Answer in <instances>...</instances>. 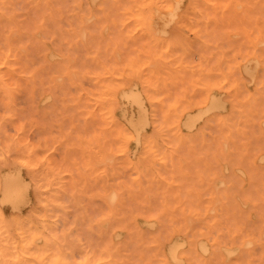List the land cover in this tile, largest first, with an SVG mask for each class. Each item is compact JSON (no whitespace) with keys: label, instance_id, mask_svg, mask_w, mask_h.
<instances>
[{"label":"rangeland","instance_id":"1","mask_svg":"<svg viewBox=\"0 0 264 264\" xmlns=\"http://www.w3.org/2000/svg\"><path fill=\"white\" fill-rule=\"evenodd\" d=\"M92 1L0 0V198L23 190L6 228L69 264H264V0Z\"/></svg>","mask_w":264,"mask_h":264},{"label":"bare ground","instance_id":"2","mask_svg":"<svg viewBox=\"0 0 264 264\" xmlns=\"http://www.w3.org/2000/svg\"><path fill=\"white\" fill-rule=\"evenodd\" d=\"M94 1V0H93ZM92 1V2H93ZM106 1V0H105ZM105 1H103V2H105ZM110 2V0H107L106 2ZM128 1V0H127ZM136 1H138V0H136ZM147 1V0H146ZM145 1V2H146ZM151 1V0H150ZM216 1V0H215ZM233 1V0H232ZM231 1V2H232ZM240 1V0H239ZM249 1V0H248ZM251 1V0H250ZM30 2V1H29ZM54 2V1H53ZM121 2V1H120ZM132 1H130L129 3H131ZM179 2L180 1H177L175 4H173V5H170V6H167V11H168V13L170 14V16L168 17V18H164L165 19V21L164 20H161V21H163V23L164 24H167L168 25V21H170V20H172V19H174V17L177 15V9H178V7H179ZM216 2H219V1H216ZM235 2V0L232 2V3H234ZM241 2H242V0H241ZM141 3V2H140ZM24 4H26V3H24ZM54 4V3H53ZM101 4H104V3H101ZM106 4V3H105ZM105 4L103 5V7L105 6ZM138 4V3H137ZM220 4V3H219ZM114 5H116V4H114ZM201 5V4H200ZM240 5V4H239ZM257 5V4H256ZM255 5V6H256ZM26 6V5H25ZM254 5H253V8L255 7ZM42 7V6H41ZM111 7V6H110ZM109 7V8H110ZM136 7V9H135V12L133 13V16H134V18L136 19V20H139V21H142V22H146V23H148L149 25L152 23L154 26H155V22H157V21H159V19L161 18V16H162V14L160 15V14H158L157 13V11L153 8V7H151V8H149V10L147 11V12H144V11H142V9L143 8H141L140 7V5H137V6H135ZM201 7V6H200ZM231 7V6H230ZM229 7V8H230ZM241 7H243V6H241ZM258 7V6H257ZM75 8V7H74ZM73 8V9H74ZM108 8V7H107ZM141 8V9H140ZM202 8V7H201ZM234 8H235V6H234ZM238 8V7H237ZM14 9H16V7L14 8ZM32 9V8H31ZM72 9V10H73ZM103 9V8H102ZM231 9V8H230ZM239 9V8H238ZM237 9V10H238ZM116 10V9H115ZM114 10V11H115ZM236 10V11H237ZM260 10V12H258V14H261L262 15V13H261V11H262V8L261 9H259ZM54 11V10H53ZM71 11V10H70ZM83 11V10H82ZM112 11V10H111ZM146 11V10H145ZM243 11H246L245 9L244 10H242L241 12H243ZM256 11V7H255V9L251 12V14L253 15L254 13L253 12H255ZM84 12H85V9H84ZM88 12V11H87ZM133 12V11H132ZM241 12L240 13H238L239 15L241 14ZM248 12V11H247ZM59 13V12H58ZM86 13V12H85ZM107 13H109L108 11H107ZM207 13H209V12H207ZM244 13V12H243ZM257 12H255V14H256ZM112 14V13H111ZM111 14H109V15H111ZM203 14H204V12H203ZM202 14V15H203ZM224 14H225V11H224ZM237 14V15H238ZM247 17H248V15H247V13H244ZM250 14V17L249 18H252L251 15ZM114 14H112V16H113ZM216 15V14H215ZM223 15V14H222ZM233 15V14H232ZM236 15V16H237ZM239 15H238V17H239ZM244 15V16H245ZM260 15V16H261ZM18 16V15H17ZM92 16V15H91ZM90 16V17H91ZM117 16V15H116ZM120 16V15H119ZM219 16V15H218ZM224 16V15H223ZM246 16H245V18H243V20L244 19H246V21H247V18H246ZM255 16V15H254ZM35 17H37L36 15H35ZM114 17V16H113ZM163 17V16H162ZM216 17H217V15H216ZM230 17H232V16H230ZM53 18H55L54 16H53ZM92 18V17H91ZM118 18V17H117ZM218 18V17H217ZM219 18H220V16H219ZM224 18V17H223ZM260 18V17H259ZM200 19V18H199ZM199 19H198V21H199ZM227 19V18H226ZM31 20V19H30ZM77 20V19H76ZM103 20V19H102ZM115 20V19H114ZM229 20V19H228ZM233 20V19H232ZM232 20H230L229 21V24H230V22L232 21ZM242 20V19H241ZM242 20V21H243ZM254 20V19H253ZM252 19H250L249 20V23H250V25L251 26H248L249 25V23H248V21H247V25L245 24V22H244V26H246L247 28L248 27H253L252 26V21H253ZM259 20V19H258ZM261 20V19H260ZM84 21V20H83ZM223 21H224V19H223ZM222 20H220V23L221 22H223ZM226 21V20H225ZM241 21V22H242ZM36 22H38V21H36ZM62 22V21H61ZM106 22V21H105ZM194 22V21H193ZM10 23V22H9ZM73 23V22H72ZM101 23V22H100ZM179 23V22H178ZM184 23V22H183ZM195 23V22H194ZM193 23V24H194ZM219 23V24H220ZM238 23V22H237ZM252 23V24H251ZM259 23V22H258ZM256 24V25H259V24ZM262 23V22H261ZM75 24V23H74ZM84 24V23H83ZM163 24V25H164ZM223 24H224V22H223ZM225 24H226V22H225ZM224 24V25H225ZM228 24V25H229ZM63 25V24H62ZM64 25H65V23H64ZM63 25V26H64ZM195 25H196V23H195ZM199 25V24H198ZM227 25V26H228ZM66 26V25H65ZM77 26V25H76ZM166 26V25H165ZM164 26V27H165ZM227 26H225V27H227ZM234 26H235V24H234ZM238 26V25H237ZM236 26V27H237ZM77 27H79V26H77ZM89 27V26H88ZM92 27V26H91ZM119 26H117V28H118ZM208 27H210L209 25H208ZM213 27V26H212ZM215 28L217 27V26H214ZM220 27H222V26H220ZM224 27V28H225ZM235 27V28H236ZM239 27L240 26H238V33L241 31V30H239ZM258 27H260V25L258 26ZM262 27V26H261ZM3 28V27H2ZM99 28V27H98ZM146 28H147V26H146ZM211 28V27H210ZM228 28V27H227ZM230 28V30L231 29H233L232 27H229ZM254 28V27H253ZM32 29V28H31ZM31 29H29V30H31ZM95 28L94 27H92V30H94ZM113 29V28H112ZM203 29V28H202ZM212 29V28H211ZM217 29H219V27L217 28ZM217 29H214L215 31L217 30ZM222 28H220V30H221ZM41 30V29H40ZM79 30H83L81 27H80V29ZM78 30V31H79ZM97 29H95V31H96ZM114 30V29H113ZM124 30V29H123ZM148 30H149V28H148ZM213 30V29H212ZM213 30V31H214ZM220 30L218 31V32H220ZM234 30V29H233ZM254 30V29H253ZM251 31V33H254V31ZM53 31V30H52ZM115 31V30H114ZM114 31H111V32H113L114 33ZM121 31V30H120ZM131 31V30H130ZM159 31L161 32V30L159 29ZM214 31V32H215ZM7 32V31H6ZM102 32V31H101ZM218 32H215V34H216V36L214 37V38H216L217 37V35H218ZM256 32V31H255ZM3 33V32H2ZM51 33H53V32H51ZM122 33H123V31H122ZM163 33V31L161 32V34ZM13 34V33H12ZM81 34H82V32H81ZM110 34H112V33H110ZM154 34V33H153ZM163 34H165V31H164V33ZM229 34V33H228ZM227 34V35H228ZM242 33H239V35H241ZM51 35V34H50ZM80 35V34H79ZM148 35V34H147ZM166 35V34H165ZM11 36H13V35H11ZM41 36V35H40ZM71 36V35H70ZM205 36V35H204ZM219 36V35H218ZM230 35H228V37H229ZM252 37H253V35H251ZM82 37V36H81ZM95 37V36H94ZM150 37V36H149ZM174 37V36H173ZM239 37H241V36H239ZM47 38V37H46ZM74 37H72V39H73ZM88 38V37H87ZM211 38V37H210ZM219 38V40L221 39L220 37H218ZM231 39H233L232 37H231ZM240 39V38H239ZM238 39V40H239ZM244 39H245V37H244ZM247 39V38H246ZM264 39V38H263ZM81 40H82V38H81ZM144 40V39H143ZM224 40V39H223ZM30 41V40H29ZM83 41V40H82ZM90 41V40H89ZM221 41V40H220ZM258 42L260 41L259 39L257 40ZM256 41V42H257ZM72 42V41H71ZM102 42H104V41H102ZM222 42V41H221ZM232 42V41H231ZM63 43V42H62ZM83 43H84V41H83ZM91 43V42H90ZM89 43V44H90ZM135 44V43H134ZM224 44V43H223ZM226 44H227V42H226ZM229 44V43H228ZM72 45V44H71ZM77 45H78V42H77ZM80 45V44H79ZM29 46V45H28ZM91 46V45H90ZM95 46V45H94ZM139 46V45H138ZM147 46V45H146ZM229 46V45H228ZM58 47V46H57ZM224 47H225V44H224V46H223V49H224ZM35 48H37V47H35ZM145 48V47H144ZM213 48V47H212ZM62 49V48H61ZM100 49V48H99ZM209 49V48H208ZM230 49V48H229ZM229 49L227 48V50H228V52L227 53H229ZM240 49V48H239ZM65 50V49H64ZM73 50H75V49H73ZM25 51V50H24ZM62 51V50H61ZM78 51V50H77ZM201 51V50H200ZM231 51H232V49H231ZM260 51V50H259ZM63 52V51H62ZM71 52H73V51H71ZM101 52V51H100ZM116 52V51H115ZM144 52V51H143ZM66 53V52H65ZM75 53V52H74ZM73 53V54H74ZM93 53V52H92ZM213 53V52H212ZM227 53H225V54H227ZM83 54V53H82ZM78 55V54H77ZM194 55H196V54H194ZM63 56V55H62ZM140 56V55H139ZM197 56V55H196ZM227 56H229V55H226V57ZM239 56V55H238ZM244 56V55H243ZM48 57V56H47ZM76 57H79V56H76ZM75 57V58H76ZM100 57V56H99ZM198 57V56H197ZM197 57H195V58H197ZM236 57V56H235ZM241 57V56H240ZM1 58V57H0ZM80 58V57H79ZM242 58V57H241ZM142 59V58H141ZM189 59V58H188ZM1 60V59H0ZM3 60V59H2ZM1 60V61H2ZM77 60V59H76ZM75 60V63H77V61ZM83 60V59H82ZM89 59H87V61H88ZM144 60V59H143ZM231 60V59H230ZM27 61V60H26ZM94 61V60H93ZM30 62V61H29ZM40 62V61H39ZM145 62V61H144ZM232 62V61H231ZM86 63V62H85ZM94 63V62H93ZM102 63V62H101ZM111 63V62H110ZM224 63V62H223ZM21 64V63H20ZM91 64V63H90ZM106 64V63H105ZM56 65V64H55ZM78 65V64H77ZM89 65V64H88ZM75 66V65H74ZM80 66V65H79ZM90 66V65H89ZM216 66V65H215ZM229 66H230V62H229ZM76 67V66H75ZM225 67V66H224ZM231 67V66H230ZM189 68V67H188ZM53 69V68H52ZM92 69V68H91ZM114 69V68H113ZM211 69H213V68H211ZM44 70V69H43ZM110 70H111V68H110ZM83 71V70H82ZM196 72V71H195ZM235 72V71H234ZM76 73V72H75ZM83 74V73H82ZM73 76H74V74H72ZM249 77V76H248ZM220 78V77H219ZM73 79H74V77H73ZM106 79V78H105ZM75 80V79H74ZM218 80V79H217ZM79 81V80H78ZM106 81H108V80H106ZM112 81V80H111ZM211 81H212V79H211ZM220 81H221V79H220ZM47 82V81H46ZM238 82V81H237ZM36 83V82H35ZM213 83H217L216 81H214L213 80ZM38 84V83H37ZM66 84H67V82H66ZM107 84V83H106ZM109 84V83H108ZM211 84V83H210ZM41 85V84H40ZM113 85V84H112ZM218 85V84H217ZM114 86H115V84H114ZM100 87V86H99ZM66 88V87H65ZM99 89V88H98ZM212 91V90H211ZM44 92H45V90H44ZM47 92V91H46ZM89 92V91H88ZM61 93V92H60ZM172 94V93H171ZM37 95V94H36ZM91 95V94H90ZM91 96H93V95H91ZM97 96V95H96ZM83 97V96H82ZM189 97V96H188ZM37 98V97H36ZM36 98H34V99H36ZM190 98H191V95H190ZM234 98V97H233ZM132 99V98H131ZM134 102H136V103H139V101H138V98H134V99H132ZM69 101V100H68ZM88 101V100H87ZM127 101H128V99H127ZM234 101V100H233ZM98 102H100V101H98ZM123 103V102H122ZM219 100L215 97V94L213 93V92H209V91H207L206 92V95H205V97L203 98V110L202 111H204L203 113H205V112H208V111H211V110H215L218 106H219ZM127 104V103H126ZM253 104V103H252ZM245 105V104H244ZM58 106V105H57ZM185 106V105H184ZM50 107V106H49ZM242 107V106H241ZM240 107V108H241ZM73 108V107H72ZM246 108V107H245ZM244 108V109H245ZM42 109V108H41ZM184 110V109H183ZM182 110V111H183ZM68 111V110H67ZM166 111V110H165ZM85 113V112H84ZM97 113H98V111H97ZM202 113V114H203ZM259 113V112H258ZM47 115H48V113H47ZM172 115V114H171ZM102 116V115H101ZM169 119V118H168ZM185 119H187V118H185ZM49 120V119H48ZM170 120V119H169ZM184 120V119H183ZM204 121V120H203ZM182 122V121H181ZM189 122H190V120H189ZM186 123V122H185ZM188 123V122H187ZM186 125V124H185ZM254 127V126H253ZM214 130V129H213ZM232 130H233V128H232ZM108 131V130H107ZM90 132V131H89ZM167 132V131H166ZM255 132V131H254ZM41 134V133H40ZM108 135H109V133H107ZM101 135V134H100ZM110 136V135H109ZM169 136V135H168ZM248 136H249V134H248ZM48 137V136H47ZM111 137V136H110ZM102 140V139H101ZM252 140V139H251ZM222 143V142H221ZM236 143H237V141H236ZM169 144V143H168ZM112 146H113V144H111ZM229 145H230V143H229ZM43 146V145H42ZM76 147V146H75ZM106 147V146H105ZM214 147H215V145H214ZM108 148V147H107ZM114 148V147H113ZM223 148V147H222ZM194 149V148H193ZM227 149V148H226ZM252 149V148H251ZM171 150V149H170ZM213 150H214V148H213ZM180 151V150H179ZM24 152H25V150H24ZM201 152V151H200ZM212 152V151H211ZM125 154V153H124ZM250 154V153H249ZM68 155V154H67ZM216 155H217V153H216ZM236 156V155H235ZM250 156V155H249ZM71 157V156H70ZM135 157V156H134ZM205 157V156H204ZM233 158H234V156H233ZM181 160V159H180ZM245 160V159H244ZM184 161V160H183ZM211 161V160H210ZM228 162V161H227ZM182 163H184V162H182ZM220 163V162H219ZM236 164V163H235ZM222 165V164H221ZM240 165V164H239ZM243 165H246V164H243ZM247 166V165H246ZM212 168V167H211ZM231 167H230V165H229V169H230ZM217 169H219V168H217ZM11 170V169H10ZM223 171V170H222ZM230 171V170H229ZM166 173V172H165ZM225 173V172H224ZM228 173V172H227ZM237 173V172H236ZM226 174V173H225ZM232 175V174H231ZM230 174H229V176L230 177H232ZM227 176H228V174H227ZM225 177V178H227L226 180L227 181H229V180H231V179H233V178H231V179H228V177ZM10 177V176H9ZM223 177V176H222ZM233 177H235L234 175H233ZM11 178H13L12 180H9L8 178V180L5 178V179H3V181H2V183L1 184H3V185H1L2 186V189L4 190V194H2L1 193V196L3 195V197H5L6 198V201H5V199H4V203L5 202H7L8 203V201H10L9 202V204L11 203H13V204H15L16 203V205L18 204V202H20V198H21V196L23 195V190L22 191H15V190H11V187H12V184H14V182H15V179L16 178H14V177H11ZM7 180V181H6ZM218 180V179H217ZM219 180H222V179H219ZM225 180V181H226ZM10 181H13L12 182V184L10 183ZM78 181V180H77ZM233 183H234V181L233 180H231ZM8 182L10 183L9 185H11V187H7V186H9L8 185ZM80 183V182H79ZM211 183H214V181L213 182H211ZM217 185V184H216ZM80 186V185H79ZM121 186V185H120ZM211 186H214V185H211ZM88 187V186H87ZM10 188V189H9ZM214 188H215V186H214ZM243 188V187H242ZM1 189V190H2ZM7 189H9L10 191H8ZM234 189V188H233ZM219 190H221V189H219ZM258 190V189H257ZM5 191H6V193H5ZM8 191V192H7ZM69 191V190H68ZM112 191V190H111ZM110 191V192H111ZM215 191H216V189H215ZM214 191V192H215ZM1 192H3V191H1ZM71 192V191H70ZM147 193V192H146ZM216 193V192H215ZM115 194V193H114ZM200 194V193H199ZM221 194V193H220ZM148 195V194H147ZM181 195V194H180ZM79 196V195H78ZM182 196V195H181ZM180 196V197H181ZM237 196V195H236ZM177 197V196H176ZM68 198V197H67ZM66 198V199H67ZM222 198H223V195H222ZM233 198V197H232ZM2 197L0 198V200H1V202H0V204L1 203H3L2 202ZM65 199V198H64ZM107 199V198H106ZM218 200L217 199V197L216 198H214V200ZM108 200V199H107ZM129 201V200H128ZM219 201V200H218ZM241 201V200H240ZM151 202V201H150ZM246 202V201H245ZM21 203V202H20ZM132 203V202H131ZM212 203H214V202H212ZM237 203H238V201H237ZM126 204V203H125ZM217 204V203H216ZM226 204V203H225ZM239 204V203H238ZM244 204V203H243ZM3 205V204H2ZM1 205V206H2ZM228 205V204H227ZM245 205V204H244ZM250 205V204H249ZM214 206V205H213ZM251 206V205H250ZM17 207V206H16ZM212 207V206H211ZM248 207V206H247ZM210 208V207H209ZM249 208V207H248ZM259 208V207H258ZM12 209V208H11ZM14 209V208H13ZM200 209V208H199ZM211 209V208H210ZM230 208H228V210H229ZM245 209V208H244ZM250 209V208H249ZM74 210H75V208H74ZM231 210V209H230ZM230 210H229V212H230ZM248 209L246 208V211H247ZM75 212V211H74ZM143 212V211H142ZM144 213V212H143ZM212 213V212H211ZM235 213H236V211H235ZM240 213H242V212H240ZM259 213V212H258ZM21 214V213H20ZM228 215V214H227ZM237 215V214H236ZM241 216V215H240ZM230 217V216H229ZM228 217V218H229ZM252 217V216H251ZM40 218H42V217H40ZM138 218V217H137ZM244 218V220H245V217H243ZM190 219V218H189ZM192 219V218H191ZM222 219V218H221ZM188 219H186V221H187ZM195 220V219H194ZM199 220H201V219H199ZM237 220V218L235 217V221ZM256 220H257V216H256ZM194 222H196V220L194 221ZM201 222V221H200ZM228 222V221H227ZM249 222H250V220H249ZM192 223V222H191ZM226 223V222H225ZM236 223H238V222H236ZM189 224V223H188ZM239 224V223H238ZM260 224V223H259ZM258 224V225H259ZM190 225V224H189ZM231 225V224H230ZM182 226V225H181ZM198 226V225H197ZM189 229V228H188ZM254 229H255V226H254ZM258 229V228H257ZM264 229V228H263ZM263 229L261 230V232L263 231ZM28 230H26L25 229V227H24V225L21 223V222H19V221H16L15 223H14V225H13V227L12 228H6V226H5V224L3 223V216H2V214H1V212H0V237L2 238V239H4L5 240V244H2V243H0V264H28V262L26 261V258L27 257H29L30 255L31 256H33L34 258H41L43 255L44 256H48L49 255V257H50V259H51V261L54 263V264H69V262H68V260L67 259H69V256L68 255H62V253H61V249H58V248H56V251L54 250V251H51L50 253H51V255H50V253H48V252H46V251H48V250H51V249H48V248H39V247H37V249L35 250V252L34 251H32V248H33V241H35L34 239H35V237L33 236H29V234H28V232H27ZM158 231V230H157ZM252 231H253V229H252ZM213 232V231H212ZM261 232H260V234H261ZM223 234H225V233H223ZM256 234V233H255ZM3 235V236H2ZM212 235V234H211ZM86 236V235H85ZM94 236V235H93ZM225 236V235H224ZM88 237H90V236H88ZM104 237V236H103ZM72 238V237H71ZM94 238V237H93ZM161 238V237H160ZM263 238V237H262ZM40 239V238H39ZM58 239H60V237L58 238ZM238 239V238H237ZM50 240V239H49ZM73 240V239H72ZM96 240V239H95ZM180 240V239H179ZM236 240V239H235ZM234 240V241H235ZM258 240V239H257ZM3 241V240H2ZM38 241V240H37ZM74 241V240H73ZM36 242V241H35ZM51 242V241H50ZM88 242V241H87ZM184 242V241H183ZM236 242H237V240H236ZM251 242V241H250ZM227 243V242H226ZM115 244V243H114ZM192 245V244H191ZM206 245V244H205ZM201 246V245H200ZM92 247V246H91ZM98 247H99V245H98ZM109 247H111V246H109ZM178 248H179V244H178V246H177ZM176 247V248H177ZM191 247H193V246H191ZM134 248V247H133ZM202 250H203V247H200ZM239 248V247H238ZM246 248V247H245ZM258 248V247H257ZM256 248V249H257ZM66 249H68L67 247H66ZM70 249V248H69ZM110 248H108V250H109ZM72 250V249H71ZM233 250V249H232ZM257 251V250H256ZM202 252V251H201ZM173 253H175L176 254V250L174 249V250H172V251H170V258H172V255H173ZM167 254V253H166ZM98 255V254H97ZM116 255V254H115ZM115 255H112V256H114L115 257ZM8 256H9V258H8ZM66 256H68V258L66 259ZM106 256V255H105ZM231 256V255H230ZM131 258H132V256H131ZM136 259V258H135ZM134 259V260H135ZM176 259H181V260H184L183 259V257L182 256H179V255H177L176 254ZM264 259V258H263ZM79 260V259H78ZM198 260V259H197ZM255 260V259H254ZM258 260V259H257ZM256 260V261H257ZM262 262V261H261ZM111 264H113V263H111Z\"/></svg>","mask_w":264,"mask_h":264},{"label":"snow or ice","instance_id":"3","mask_svg":"<svg viewBox=\"0 0 264 264\" xmlns=\"http://www.w3.org/2000/svg\"><path fill=\"white\" fill-rule=\"evenodd\" d=\"M159 7H162V5H159ZM166 264H205V262L200 260L192 261V260L176 259V254L173 253L172 258L169 261H167Z\"/></svg>","mask_w":264,"mask_h":264}]
</instances>
